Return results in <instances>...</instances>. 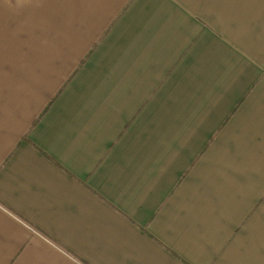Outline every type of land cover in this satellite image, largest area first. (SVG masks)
Wrapping results in <instances>:
<instances>
[{"label":"crops","instance_id":"1","mask_svg":"<svg viewBox=\"0 0 264 264\" xmlns=\"http://www.w3.org/2000/svg\"><path fill=\"white\" fill-rule=\"evenodd\" d=\"M0 264H264V0H0Z\"/></svg>","mask_w":264,"mask_h":264}]
</instances>
